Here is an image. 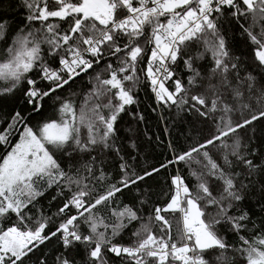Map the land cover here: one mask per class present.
<instances>
[{"label":"snow or ice","instance_id":"6c2138e0","mask_svg":"<svg viewBox=\"0 0 264 264\" xmlns=\"http://www.w3.org/2000/svg\"><path fill=\"white\" fill-rule=\"evenodd\" d=\"M0 264H264V0H0Z\"/></svg>","mask_w":264,"mask_h":264},{"label":"trees","instance_id":"16d2710c","mask_svg":"<svg viewBox=\"0 0 264 264\" xmlns=\"http://www.w3.org/2000/svg\"><path fill=\"white\" fill-rule=\"evenodd\" d=\"M148 124L150 127V134L155 136H163V126H157L156 119L150 115ZM174 135L179 136V132H175ZM166 142V141H165ZM164 150L162 147H156L153 146L150 149H147V162L148 163H153L157 160L163 159L164 158Z\"/></svg>","mask_w":264,"mask_h":264}]
</instances>
